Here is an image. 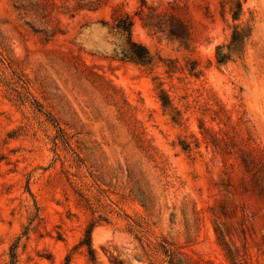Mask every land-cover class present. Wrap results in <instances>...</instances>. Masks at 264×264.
Returning <instances> with one entry per match:
<instances>
[{
    "label": "rangeland",
    "instance_id": "obj_1",
    "mask_svg": "<svg viewBox=\"0 0 264 264\" xmlns=\"http://www.w3.org/2000/svg\"><path fill=\"white\" fill-rule=\"evenodd\" d=\"M0 264H264V0H0Z\"/></svg>",
    "mask_w": 264,
    "mask_h": 264
},
{
    "label": "trees",
    "instance_id": "obj_2",
    "mask_svg": "<svg viewBox=\"0 0 264 264\" xmlns=\"http://www.w3.org/2000/svg\"><path fill=\"white\" fill-rule=\"evenodd\" d=\"M232 11H233V19L234 20L238 19L241 11V4L238 3L236 8H232ZM113 17H114V23L112 24V27L126 34L127 37L128 46L125 52V57H128L130 60L138 64H141L143 66L151 65L152 56L148 48L144 44L135 41L132 37L133 18L129 14H124L120 17L119 16H113ZM248 31H249L248 28H239L238 25H235L233 27L231 33V40L226 46L227 50L226 51L224 50L223 45L216 46V56H217V61L219 63L228 62L233 54L238 53L243 49L245 40L249 35ZM160 99L162 101V105L166 109L172 110L173 108V110H175V107H173L171 104V100L169 96L163 90L160 94ZM173 118L177 120V116H173ZM184 145H185L183 146L184 148L188 147L187 144ZM255 161H257L256 158ZM252 162L254 163V160ZM89 232L90 231L88 229L86 238L82 241V243L86 245L90 259L96 262V250L92 246Z\"/></svg>",
    "mask_w": 264,
    "mask_h": 264
}]
</instances>
